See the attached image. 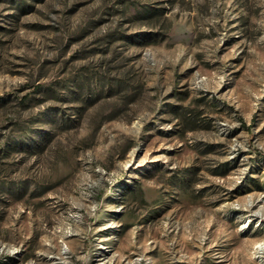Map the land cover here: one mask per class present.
<instances>
[{"label":"rangeland","instance_id":"rangeland-1","mask_svg":"<svg viewBox=\"0 0 264 264\" xmlns=\"http://www.w3.org/2000/svg\"><path fill=\"white\" fill-rule=\"evenodd\" d=\"M0 264H264V0H0Z\"/></svg>","mask_w":264,"mask_h":264}]
</instances>
